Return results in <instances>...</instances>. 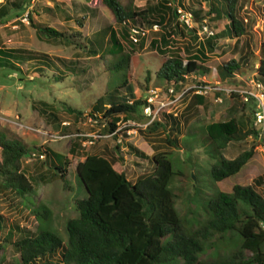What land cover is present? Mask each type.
I'll list each match as a JSON object with an SVG mask.
<instances>
[{
    "label": "rangeland",
    "instance_id": "374dc122",
    "mask_svg": "<svg viewBox=\"0 0 264 264\" xmlns=\"http://www.w3.org/2000/svg\"><path fill=\"white\" fill-rule=\"evenodd\" d=\"M11 1L24 2L21 8H13ZM89 0H6V14L0 17V47L25 48L34 52L47 54L55 65L63 72V79L51 77L47 68L46 75H40L31 69L26 62L20 63L22 72L0 67V132L10 140L20 141L28 146H38L42 152L45 147L65 155L67 166L68 186H64L60 178L52 176L53 169H49L45 155H30L22 158L24 173L32 177L33 190L24 197L16 195L12 190L4 188L0 183V215L4 223L17 224L33 231L36 219L33 208L38 203L46 204L52 211L53 227L65 239V222L77 215L76 199L83 197L85 192L77 179L75 164L84 158L85 153H98L106 156L113 164L123 170L126 177L134 181L137 175L152 170L147 160L155 151H169L167 157L175 171H180L170 184L177 194L176 209L183 220L185 233L199 227L207 217L204 207V196L212 194L216 189L230 191L235 184L251 185L264 196V182L259 184L257 178L264 177V142L259 134H250L238 141H231L222 151L225 158L236 157L243 150L254 148V155L248 163L233 177L223 181L212 182L209 176L210 166L217 158L206 153L207 144L202 139V127L215 117L226 119L230 116L241 117L247 122L248 128L258 131L253 122V105L243 103L234 94L208 90L204 97L206 108L188 109L187 94L177 103L166 104V86L155 78V70L161 63V57L156 50L165 48L162 36L171 30L158 24H144L137 33V40L122 41L123 50L131 55L127 69L136 98L143 99L145 85L157 89V96L151 102L150 113L162 101V107L157 111L155 119L163 120V113L173 112L179 118L180 132L178 145L174 146L165 141L168 127L151 128V120L146 116L144 106L138 110L135 119L124 121L117 125V137L101 134V125L89 116V108L99 96L116 86L119 75L109 74L103 59L97 53L88 52L77 44L66 45L62 42H50L37 36L35 28L28 19L30 15L35 22L44 23L66 32L78 31L81 40L109 37L111 30L119 31L117 24L109 10L95 0L92 8L87 7ZM94 1V0H93ZM123 6L131 3L136 7L155 5L160 0H119ZM171 7L177 1L184 4L193 3L200 8V19L187 15L182 17L178 11L172 25L178 22L183 33L179 31L170 36V47L178 48V54L189 58L191 54H199L197 49L201 44L204 55L200 56L202 64L207 67L205 75H198L202 84L216 85L217 82L227 87L244 88L254 71L252 67L238 74L239 77L219 79L218 67L229 59H238L240 54L248 49L259 55L260 42L264 39V0H241L243 7L239 8V16L245 26V33L238 39L229 38L225 33L227 16L223 13L218 18L208 13L210 2L202 0L198 5L196 0H169ZM177 7V6H176ZM157 19L152 16L150 20ZM78 20L82 22L80 25ZM207 40H211L210 47ZM204 47V48H203ZM169 50L165 53L170 56ZM190 50V51H189ZM114 52H117L116 48ZM119 55V54H117ZM112 58V54L106 55ZM48 58V59H49ZM255 57H253L254 59ZM49 59V60H50ZM60 59L78 68L77 73L70 69H63ZM55 71V70H54ZM110 71L114 72L113 69ZM112 77H111V76ZM147 76L149 81L147 82ZM114 81H112V79ZM112 81V83H109ZM172 135H170L171 137ZM133 145L143 155L129 148ZM118 145L119 149H115ZM35 153H38L35 151ZM194 173L197 178L193 180ZM194 186L197 188L194 189ZM6 228L0 230V264H19L18 253L10 242H5ZM233 237V235H231ZM229 248H220V255L235 248L238 241L235 234ZM229 238V236H228ZM218 250L207 248L200 259L211 260L217 256Z\"/></svg>",
    "mask_w": 264,
    "mask_h": 264
},
{
    "label": "trees",
    "instance_id": "16d2710c",
    "mask_svg": "<svg viewBox=\"0 0 264 264\" xmlns=\"http://www.w3.org/2000/svg\"><path fill=\"white\" fill-rule=\"evenodd\" d=\"M99 1L119 24V31L111 30L106 40L103 37L81 40L78 31L68 33L58 30L35 22L30 15L28 19L37 36L47 41L77 44L87 48L90 53H97L98 49H102L99 56L109 74H118L120 78L116 86L104 92L91 104L89 116L100 123L101 134L117 137L119 131L127 129L118 130L120 121L135 119L139 107L146 103L144 99L135 97L127 72L132 57L124 52V45L119 39H129L132 28L140 30L144 24L165 23L163 27H170L171 30L162 36L165 48H158L161 53L156 50L161 57V63L154 76L166 87H180L181 84L193 81L194 76L205 75L208 69L200 60V56L204 55L201 44L196 50L199 54H191L185 59L178 54V48L170 47V36L177 31L183 33L178 22L174 25L171 23L177 18L178 7L195 19H200L201 10L193 5L194 2L184 4L177 1V7H171L169 0H160L155 5L140 8L131 3L123 6L119 0ZM201 1L196 0V3L199 5ZM204 1L210 2L209 14L218 18H222L223 14L227 16L225 33L229 38H235L236 43L245 33L238 11L243 7L241 0ZM94 2L95 0L86 1L87 7L92 8L90 3L95 4ZM23 3L10 2L16 9L21 8ZM4 5L0 8V17L6 14ZM152 16L157 19L150 20ZM78 23L82 24L79 20ZM129 41L132 42L131 39ZM207 44L212 47L211 40H207ZM115 48L117 52H114ZM170 49L172 54L166 56L165 53ZM259 52L255 56L248 49L238 59H229L222 63L218 67L219 78L225 80L235 77L245 72L248 66L253 68L255 79L264 85V39L260 42ZM108 54L113 57L108 59ZM48 58L45 53L25 48L0 47V67L22 72L19 65L26 62L40 75H46L45 70L49 68L52 69L51 77L62 80L63 72L54 64L53 58ZM59 61L64 70L78 72L75 66L62 59ZM146 79L148 82V76ZM144 87L145 90L150 88L146 85ZM232 94L242 101L237 93ZM204 99L202 94H192L188 109L206 108ZM249 102L254 106V113V101L251 99ZM151 123L153 127L150 129L169 125L165 141L174 146L178 145L179 136L174 130L180 132L179 118L171 113H163V120L155 119ZM246 123L241 117H215L202 127V139L207 144L206 153L217 158L209 169L213 183L237 175L254 155L253 147L243 150L231 159L222 154L231 141L258 134L257 130L248 128ZM129 148L143 155L133 145L129 144ZM115 149H119L118 145ZM168 152L155 151L147 158L152 170L140 173L134 181L129 180L125 172L106 156L85 153L84 158L75 164V173L85 194L75 201L77 215L65 222V239L53 227L52 211L44 203L36 204L32 210L37 223L33 231L17 224L6 225L0 215V230L6 228L4 240L10 242L18 253L19 264H264V196L251 185L235 184L230 191L216 189L212 194L204 196L203 207L207 217L203 224L185 233L183 220L175 206L177 194L170 187L180 171L173 170L167 157ZM36 154L45 155L44 162H40L41 167L47 161L48 168L53 169L52 176L60 178L63 185L68 186L69 162L65 155L48 147L42 152L38 146L31 147L20 141L10 140L0 132L1 185L21 197L32 192V177L24 173L22 158ZM197 177L194 173L193 180ZM257 182L262 184L264 177H258ZM235 234L238 235L235 248L220 255V248L228 249ZM207 248L218 250L217 256L211 260L200 259V255Z\"/></svg>",
    "mask_w": 264,
    "mask_h": 264
},
{
    "label": "built area",
    "instance_id": "2783aa9c",
    "mask_svg": "<svg viewBox=\"0 0 264 264\" xmlns=\"http://www.w3.org/2000/svg\"><path fill=\"white\" fill-rule=\"evenodd\" d=\"M6 0H0V8L5 4ZM177 11L181 13V16H192L188 12H183L181 8H177ZM140 30L136 28H132L130 35L134 36L132 37L134 41L137 40L136 35ZM213 89L216 91L226 92L228 94L237 93L243 102H249L251 99L254 101L255 110L253 113V119H254V125H256L258 128V134L261 139H263L264 142V85L257 81L252 75L249 80V85L244 88H239L237 86L235 87H227L221 85V83L217 82L216 85H210L202 84V82H199L196 77H194L193 81H189L185 84H181V86L177 89L174 86H168L166 88V95L168 97V101L166 104H172L179 102L183 96L189 93L193 94H205L208 90ZM148 94H145L144 99L146 101V104L144 106V112L148 116L154 117L157 115V111L162 107V101L159 102L160 104L157 106L156 109H154L153 113H150L149 110L151 108V102L155 96H157V89L149 88L147 90ZM172 113L173 115H176V113ZM154 117L153 119H155Z\"/></svg>",
    "mask_w": 264,
    "mask_h": 264
},
{
    "label": "clouds",
    "instance_id": "9594fccd",
    "mask_svg": "<svg viewBox=\"0 0 264 264\" xmlns=\"http://www.w3.org/2000/svg\"><path fill=\"white\" fill-rule=\"evenodd\" d=\"M194 77H196V78L198 79V76H194ZM235 77H238V75H236ZM219 79H220V78H219ZM198 81H199V79H198ZM199 82H201V81H199ZM184 84H185V83H184ZM221 85H222V84H221ZM223 86H224V85H223ZM166 88H167V87H166ZM176 88L178 89L179 87H176ZM216 92H217V91H216ZM189 94L192 95L193 93H189ZM186 95H187V94H186ZM186 95H185V96H186ZM202 95L204 96L205 94H202ZM185 96H183V98H184ZM183 98H182V99H183ZM143 99H144V98H143ZM144 100H145V99H144ZM145 102H146V101H145ZM145 104H146V103H145ZM145 104H143V106H144ZM171 114H172V113H171ZM172 115H173V114H172ZM146 116H148V115H146ZM174 116H176V115H174ZM148 117H150V116H148ZM152 120H155V119H152ZM152 120H151V122H152ZM121 122H123V121H120V123H121ZM253 122H254V119H253ZM41 156H43V155H41Z\"/></svg>",
    "mask_w": 264,
    "mask_h": 264
},
{
    "label": "crops",
    "instance_id": "0c3cea01",
    "mask_svg": "<svg viewBox=\"0 0 264 264\" xmlns=\"http://www.w3.org/2000/svg\"><path fill=\"white\" fill-rule=\"evenodd\" d=\"M238 77H239V76H238ZM190 97H191V96H190ZM190 97H189V98H190ZM187 105H188V104H187ZM192 109H193V108H192Z\"/></svg>",
    "mask_w": 264,
    "mask_h": 264
}]
</instances>
